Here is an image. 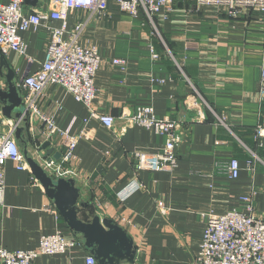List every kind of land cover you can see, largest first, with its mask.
Here are the masks:
<instances>
[{
    "label": "crops",
    "instance_id": "1",
    "mask_svg": "<svg viewBox=\"0 0 264 264\" xmlns=\"http://www.w3.org/2000/svg\"><path fill=\"white\" fill-rule=\"evenodd\" d=\"M41 3L51 9L50 0ZM109 9L110 18L89 24L85 32L103 59L95 78L92 112L60 86L48 87L39 100L40 115L55 118L60 131L51 148L61 158L52 160L61 166L59 178H65L63 133L79 139L75 153L80 175L74 180L87 204L79 209L80 219L91 222L99 215L121 226L137 248L135 264H193L208 215L244 212L249 204L244 198L249 197L256 214L264 216V139L259 144L254 135L256 127L264 126V100L259 94L264 14L244 10L232 19L213 6L174 0L172 13L156 15L159 36H153L143 14L139 19L122 14L114 0ZM86 18L87 13L80 12L71 24ZM22 38L29 47L28 57L5 56L17 83L40 70L51 33L41 27L22 33ZM115 60L124 64L114 65ZM140 108H152L159 119L183 122L173 172L151 170L153 157L145 158L144 169H137L134 153L153 156L163 151L167 140L140 127L123 128L122 118ZM97 115L115 117L116 130H106ZM39 119L36 114L31 123L36 136L43 131ZM1 120L11 121L3 113ZM32 134L26 125L24 142L19 141L22 150L46 167L44 155L50 148L41 152L45 140L37 136L43 144L36 148ZM233 159L240 163L238 178L215 170L216 162ZM250 160L254 173L247 168ZM5 170L1 248L38 251L41 237L58 231L67 241L78 238L30 168L19 170L9 162ZM89 256L84 246H75L65 254L40 256L35 264H88Z\"/></svg>",
    "mask_w": 264,
    "mask_h": 264
},
{
    "label": "built area",
    "instance_id": "2",
    "mask_svg": "<svg viewBox=\"0 0 264 264\" xmlns=\"http://www.w3.org/2000/svg\"><path fill=\"white\" fill-rule=\"evenodd\" d=\"M195 1L198 7L213 6L229 18H239L244 10H255L264 14V0H185ZM111 0H50L51 9H45L41 3L39 9L29 8L25 0H9L0 3V51L6 56L16 53L28 57V45L22 38V33L38 31L47 27L51 33L45 60L39 71L27 74L18 83L22 92L25 113L21 119L6 122L1 120L0 107V206L3 205L6 188V165L12 162L19 170L29 168L20 142L16 139L18 128L28 126L33 134V144L40 148L43 142L36 139L42 136L45 142L52 143L54 136L60 133L55 118L41 116L38 109L39 100L48 87H62L68 94L82 104L89 112L96 97L95 78L103 65V59L98 49L85 37L89 24L97 20L111 17ZM117 9L132 18H140L143 14L145 22L152 29L153 36H159L155 23L156 15L165 11L172 13L174 0H114ZM80 12H86L84 21L71 24ZM53 22H59L60 27H54ZM85 38V41L82 39ZM84 40V39H83ZM84 42V43H83ZM168 56L172 54L167 51ZM154 58L160 55L153 50ZM173 58V57H172ZM114 65L124 64L115 60ZM259 94L264 100V67L261 69ZM39 114L43 131L37 136L31 125L33 117ZM96 119L108 131H115L117 119L111 115H97ZM124 127H140L164 135L167 140L162 152L153 156L134 153L138 170L144 169V160L154 158L151 170L173 172L178 166V149L182 142L183 122L168 118L159 119L152 108H140L132 116L122 118ZM7 129H3V126ZM255 140L262 144L264 126L259 125L254 131ZM66 151L62 164L68 165L64 179H77L80 175L79 161L75 153L78 138L68 132L63 133ZM38 141V142H37ZM54 166H58L56 170ZM47 170H46V169ZM61 166L53 160L44 169L54 178H59ZM250 173L255 172L254 162H247ZM215 170L231 178H238L240 163L238 160L216 162ZM35 180V178H33ZM249 203L246 211H229L224 215L210 214L207 217V231L200 245V252L193 264H264V216L256 214L249 197L244 198ZM96 210L101 211L99 203ZM83 246L80 239L67 241L64 233L58 231L54 235L43 236L40 239L38 251H10L0 247V264H35L40 256L65 254L67 249ZM88 264H96L93 256L87 258Z\"/></svg>",
    "mask_w": 264,
    "mask_h": 264
},
{
    "label": "water",
    "instance_id": "3",
    "mask_svg": "<svg viewBox=\"0 0 264 264\" xmlns=\"http://www.w3.org/2000/svg\"><path fill=\"white\" fill-rule=\"evenodd\" d=\"M29 8L39 9L41 0H25ZM0 107L4 117L21 119L25 113L21 90L16 74L10 69L5 56L0 51ZM25 127L18 128L16 139L24 142ZM50 148V149H49ZM49 149V150H48ZM48 150V151H47ZM40 151H47L44 160L52 162V156L60 160L61 154L45 142ZM27 164L36 180L41 184L48 198L54 203L69 229L82 241L84 248L92 254L98 264H135L137 248L131 236L111 219L96 215L91 222L80 219L79 209L87 207L81 201V192L74 179L54 178L44 167L24 149Z\"/></svg>",
    "mask_w": 264,
    "mask_h": 264
},
{
    "label": "rangeland",
    "instance_id": "4",
    "mask_svg": "<svg viewBox=\"0 0 264 264\" xmlns=\"http://www.w3.org/2000/svg\"><path fill=\"white\" fill-rule=\"evenodd\" d=\"M100 212H101L100 210L99 211H96V214H100Z\"/></svg>",
    "mask_w": 264,
    "mask_h": 264
},
{
    "label": "trees",
    "instance_id": "5",
    "mask_svg": "<svg viewBox=\"0 0 264 264\" xmlns=\"http://www.w3.org/2000/svg\"><path fill=\"white\" fill-rule=\"evenodd\" d=\"M25 138V137H24Z\"/></svg>",
    "mask_w": 264,
    "mask_h": 264
}]
</instances>
